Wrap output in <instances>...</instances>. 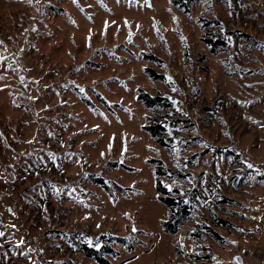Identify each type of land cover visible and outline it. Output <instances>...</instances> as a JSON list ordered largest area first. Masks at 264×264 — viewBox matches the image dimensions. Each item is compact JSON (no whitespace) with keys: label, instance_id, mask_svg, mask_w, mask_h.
<instances>
[{"label":"rangeland","instance_id":"1","mask_svg":"<svg viewBox=\"0 0 264 264\" xmlns=\"http://www.w3.org/2000/svg\"><path fill=\"white\" fill-rule=\"evenodd\" d=\"M152 158L191 208L174 234ZM259 199L264 0H0V264H237Z\"/></svg>","mask_w":264,"mask_h":264},{"label":"trees","instance_id":"2","mask_svg":"<svg viewBox=\"0 0 264 264\" xmlns=\"http://www.w3.org/2000/svg\"><path fill=\"white\" fill-rule=\"evenodd\" d=\"M193 1L194 0H172L174 5L184 9L185 12L189 11L190 4ZM205 41L210 44L212 50L216 49L218 46L222 47L225 45V42L221 36H216L215 39L206 38ZM148 57L161 62V58L154 54L148 55ZM147 72L153 78H165L164 74L158 73L153 68L148 67ZM139 91L138 98L147 108L154 110L156 113L159 110L169 109L173 106L172 101L162 94H151L150 92L144 91L143 89H140ZM163 122L166 121H159L158 117L156 119L155 116L149 115L147 118V123L144 124V129L148 131L151 136H153L161 145L170 148L171 138L168 136L167 127ZM150 162L155 164L156 189L159 193L158 198L170 209L169 217L162 222V225L166 232L174 234L178 232L181 225H183V223L190 218L191 208L182 197L174 196L172 191L169 190V186L163 183L162 176L166 175L167 171L163 167L161 160L152 158ZM96 182L108 189V184L103 178L96 179ZM219 221L227 223V221L224 219H219ZM209 230L213 235L220 237L217 231L213 230L212 228H209ZM89 249L90 248H87L86 252L91 254V250ZM97 259L101 262V264H105L107 262L106 259H102L101 257H97Z\"/></svg>","mask_w":264,"mask_h":264},{"label":"built area","instance_id":"3","mask_svg":"<svg viewBox=\"0 0 264 264\" xmlns=\"http://www.w3.org/2000/svg\"><path fill=\"white\" fill-rule=\"evenodd\" d=\"M245 210H247L246 215L243 219H240L241 223H238L237 230L246 240L259 243L264 236V199L251 200ZM240 250H242V246L238 247V251ZM249 250L246 245L242 254L243 258L247 257V263L245 264H264V246H260L258 251L251 254H249ZM243 262L239 263L237 261V264H243Z\"/></svg>","mask_w":264,"mask_h":264},{"label":"water","instance_id":"4","mask_svg":"<svg viewBox=\"0 0 264 264\" xmlns=\"http://www.w3.org/2000/svg\"><path fill=\"white\" fill-rule=\"evenodd\" d=\"M236 260L239 262V263H242V257L240 255H237L236 256Z\"/></svg>","mask_w":264,"mask_h":264},{"label":"snow or ice","instance_id":"5","mask_svg":"<svg viewBox=\"0 0 264 264\" xmlns=\"http://www.w3.org/2000/svg\"><path fill=\"white\" fill-rule=\"evenodd\" d=\"M248 167L251 168V167H253V165L249 164ZM133 231H135V228L133 229ZM0 235H3V233H0Z\"/></svg>","mask_w":264,"mask_h":264}]
</instances>
